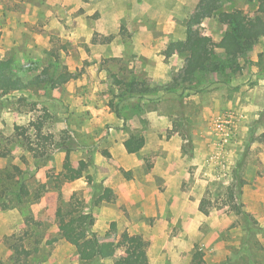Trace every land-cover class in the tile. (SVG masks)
I'll return each mask as SVG.
<instances>
[{
  "label": "rangeland",
  "instance_id": "1",
  "mask_svg": "<svg viewBox=\"0 0 264 264\" xmlns=\"http://www.w3.org/2000/svg\"><path fill=\"white\" fill-rule=\"evenodd\" d=\"M202 1L0 0V66L24 81L44 69L53 78L72 76L54 90L42 85L0 97V264H85L82 249L59 235L58 219L74 199L110 253L98 264L126 256L121 236L136 235V227L125 218L130 204L115 195L126 170L108 186L115 201L95 206L105 186L92 173V156H108L110 140L119 153L117 142L132 130L145 133L156 153L136 170L144 176L152 167L146 177L158 190L146 211L158 210L168 227L182 212L195 214L188 231L168 229L174 249L148 246L149 264H264V36L236 59L215 47L228 28L218 14L255 18L258 1L219 0L215 17L191 27L207 40L212 64L192 77L185 73L189 53L169 54L168 47L185 41ZM37 120L38 141L50 153L36 159L25 138L34 140ZM16 127L29 129L22 137ZM66 153L74 169L86 163L81 180L63 178ZM162 164L179 172L168 185Z\"/></svg>",
  "mask_w": 264,
  "mask_h": 264
},
{
  "label": "trees",
  "instance_id": "2",
  "mask_svg": "<svg viewBox=\"0 0 264 264\" xmlns=\"http://www.w3.org/2000/svg\"><path fill=\"white\" fill-rule=\"evenodd\" d=\"M258 6L255 18H250L242 13L218 12L221 9L219 0H203L198 15L195 20L190 23V27L186 31V39L182 42L171 43L168 47L169 54H188L186 60L185 73L194 77L197 73L208 71L212 68V64L207 62L206 48L207 40L199 34L198 31L191 27L200 25L204 19L215 17L218 14L219 22L227 25L221 41L215 46L222 49L224 54L231 59L247 53L255 44L259 37L264 36V0H257ZM217 65H213V70L217 69ZM72 76L67 73H61L57 78H53L44 69L41 74L33 76L30 80L24 81L20 77H15L8 71V64L0 66V97H6L15 92H23L30 87H39L42 85H50L51 89H57L66 84ZM118 85L121 82H117ZM127 89H132V83H124ZM34 128V140L31 137L25 138V147L37 159L40 157H49V148L42 145L38 141L41 136L43 123L39 120L30 124ZM29 128L16 127L18 135L24 137L25 132ZM50 137H43L46 140ZM36 139V141H35ZM38 141V142H37ZM144 138L131 136L124 142L127 153L132 154L139 152L144 147ZM41 146V147H40ZM86 163H80V169H74L69 161V153H66L63 163V178L66 181H74L83 177V169ZM91 181V178H88ZM239 189L241 186L239 185ZM98 194L93 196V204L95 206L102 202H114L115 195L108 187L101 188ZM75 197V196H74ZM81 204L73 201L70 211L58 219V229L60 237L78 249H82L85 256V264H98L101 260L110 257L107 249H104L98 237L93 234L90 229L93 226V218L91 214L81 212ZM237 213L241 214L240 208ZM122 240L127 244L128 251L124 258L115 262V264H149L148 246L149 244L142 240L139 236L123 233ZM16 250L15 261H20L21 251Z\"/></svg>",
  "mask_w": 264,
  "mask_h": 264
},
{
  "label": "crops",
  "instance_id": "3",
  "mask_svg": "<svg viewBox=\"0 0 264 264\" xmlns=\"http://www.w3.org/2000/svg\"><path fill=\"white\" fill-rule=\"evenodd\" d=\"M95 109V108H94ZM94 111V110H93ZM95 112H92L94 115ZM111 117V113L109 114ZM148 126V125H147ZM123 133V132H122ZM138 135L137 132L131 131L128 134L122 135V140L118 141L116 146H118L117 153L112 144L115 143L114 140H110L107 144L108 148V156L100 155V153L96 152L92 156L93 165H92V173L98 174L104 180V186L108 187L112 184L113 177L118 173L121 167L125 168L127 178L123 182L116 183L118 185L115 190V195L117 196V201H126L130 204V209H126L125 218L128 223L133 224L131 227H136L135 234L138 235L142 240H146L149 243L150 249L153 244L157 248L160 249V252L166 251L168 249H174L177 244L174 242H170L167 238L168 229L173 230L174 227L180 228L184 231H188L192 225V217L195 214H191L193 212L187 213L182 212L171 220V227L169 221L158 213L156 210L155 213H151L150 211H146L144 208V202L152 198V200L158 199V190L155 188L151 189L148 182V177L151 174L152 167L149 169H145V175L136 173L138 168H142L144 165L143 158L146 157L149 160L153 158L156 154L152 148H149L147 144V135L142 133L145 144L144 147L136 153L129 154L127 153L124 142L131 136ZM111 145V146H109ZM62 154V153H61ZM84 160L87 161L88 157L91 156L89 153H84ZM171 166L162 164L161 171V180L164 185L169 184V180L172 179L175 175L179 174L178 170L175 171L170 168ZM141 172V171H139ZM184 173V172H183ZM81 179L75 180L79 181ZM75 181H70L73 183ZM105 203V202H104ZM157 209V204L155 205ZM132 210V214L130 211ZM97 215L98 213L95 212ZM95 216V215H94ZM173 245V246H172Z\"/></svg>",
  "mask_w": 264,
  "mask_h": 264
}]
</instances>
